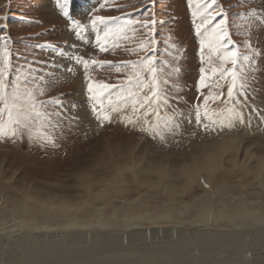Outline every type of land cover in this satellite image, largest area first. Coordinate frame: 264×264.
Returning a JSON list of instances; mask_svg holds the SVG:
<instances>
[{
  "label": "snow or ice",
  "instance_id": "1",
  "mask_svg": "<svg viewBox=\"0 0 264 264\" xmlns=\"http://www.w3.org/2000/svg\"><path fill=\"white\" fill-rule=\"evenodd\" d=\"M55 2L59 14L70 21L75 36L88 44L85 25L70 14V0ZM245 2L241 0L226 8L220 0H187L199 40L201 64L198 100L188 133L193 138L200 134L218 139L243 129L264 130V111L249 103L260 71L258 60L264 59V53L253 46L250 37L254 22L264 26V8L237 14L234 20L229 9L243 7ZM248 2L264 4V0ZM154 5L155 0H133L131 4L102 0L99 8L92 10L89 25L95 33L98 53L115 55L122 50L136 59L114 62L97 56L85 58L77 52L69 60L83 69L86 104L97 134L119 125L166 146L169 137L185 134L182 126L176 124L174 109V104L180 102L175 95L180 85L174 78L180 73L176 65L181 49L170 43L171 36H165L163 55L160 54ZM101 9L115 10L120 15H97ZM5 19L0 17V145L59 149L66 135L82 124V118L72 112L79 106L66 104L62 94L48 96L58 80L52 71L57 67L55 59H38L35 53L25 56L14 49ZM233 28L237 31L233 32ZM241 28L245 30L240 31ZM234 35L243 36V43L237 44ZM31 47L56 48L51 44ZM55 55L62 58L65 51L57 49ZM61 67L68 73L74 70ZM105 69L115 73V82L94 75L96 70ZM253 118L258 123H253ZM92 130L89 124L83 135L86 137ZM201 183L211 190V185L203 180Z\"/></svg>",
  "mask_w": 264,
  "mask_h": 264
},
{
  "label": "bare ground",
  "instance_id": "2",
  "mask_svg": "<svg viewBox=\"0 0 264 264\" xmlns=\"http://www.w3.org/2000/svg\"><path fill=\"white\" fill-rule=\"evenodd\" d=\"M92 4V0H72L73 13H86ZM73 45L64 49V57H58L57 73L65 71L61 66L68 67L69 57L85 43L74 39ZM253 138L263 140L264 131L243 129L223 135L201 156L174 169L139 160L137 145L111 158L114 164H107L109 174L103 180L96 182L85 173L81 178L84 195L77 201L15 192L10 204L0 207L13 210V221L0 220V264H240L248 262L247 254L257 258L247 250L264 249V153L253 149H264L260 144L264 142L257 140L258 145L245 150V141ZM201 180H207L211 190L204 192ZM109 195L127 202L133 211L143 210L141 215L134 218L123 210L118 217L116 211L100 216L97 200ZM85 211L88 214H80ZM83 215L89 216L80 218ZM168 218L174 225L158 229L178 238L176 242L161 241L156 230L142 231L144 225L153 228L151 223L163 224ZM57 219L63 223L54 224ZM80 220L88 221L81 224ZM112 225L124 234L100 232L101 227ZM87 236L92 239L89 245L82 243ZM189 252L198 255L183 259Z\"/></svg>",
  "mask_w": 264,
  "mask_h": 264
},
{
  "label": "rangeland",
  "instance_id": "3",
  "mask_svg": "<svg viewBox=\"0 0 264 264\" xmlns=\"http://www.w3.org/2000/svg\"><path fill=\"white\" fill-rule=\"evenodd\" d=\"M92 2L91 8L86 13L75 14L73 13L72 0H70L69 11L71 16L85 25L86 31L84 35L93 38L92 41L89 40V43L83 46L81 51H77L78 54L81 53L80 55L85 56V58L97 56L100 59H108L114 62L125 59H136V57H131L122 50H117L115 55L98 53V50L94 46L95 35L90 29L89 20L92 10L99 8L102 0H92ZM122 2L131 4L133 0H122ZM240 2L241 0H220V3L226 8H229V5H237ZM253 8L260 10L264 8V4L251 3L246 0L243 7L230 8L229 15L235 20L237 14L248 13ZM0 9H3L0 11V17L6 18L4 22L7 24V31L12 37L13 47L22 55L26 56L35 53L38 59L54 58L56 64H61L55 55L56 50L61 48L63 50L66 48L73 49L74 39L76 41L79 40L70 27V21L59 14L55 0H0ZM153 10L155 18L158 21L156 28L160 54L163 55L165 47L163 38L165 36H171L170 43L175 44L177 48L181 49L180 60L176 65L180 68V73L178 74V78H174L180 85V91L175 93L179 97L180 102L174 104V109L176 124L177 126H182L185 134L174 138L169 137L166 146L154 144L146 137L138 133L129 132L119 125L109 127L106 130H100L99 134H97L95 124L90 120L86 104L83 69L80 66H74L72 62L68 66L74 67L72 73L66 71L57 73L56 67L52 71L58 77V80L50 87L48 96L56 97L62 94L66 104L78 105L79 108L72 109V112L82 118V124L79 129H74L72 133L66 135V139L62 142V146L59 149L49 148L44 150L26 144L17 146L0 145V207L9 205L8 200L11 199L10 196L16 193L42 198L59 197L77 201L84 195V190L81 187V178L86 175L85 173H90V176L96 182L103 180L109 174L107 172V164H114L111 160L118 158L119 155L126 154L127 151L137 145L139 146V153L136 158L139 160L145 159L148 163L159 164L161 166L166 165L174 169L180 168L184 162L187 163L194 156H201L202 151L214 144L217 139L215 137L210 138L198 134L193 138L188 135L191 131L190 121L193 106L198 100L197 83L201 64L199 61V40L195 35L191 11L187 7V0H155ZM96 14L105 16L120 15L119 12L108 9H101ZM235 22L244 23L238 20ZM244 30L243 28L240 29V31ZM232 31L236 32L237 29L233 28ZM233 39L237 44H242L245 38L240 35H234ZM250 39L253 46L264 53V26H261L259 22H254ZM35 44H51L56 46V48L34 49L31 45ZM70 44L72 45L70 46ZM64 62L62 61V64ZM258 64L260 71L257 74V83L253 85L254 91L250 93L251 99L249 103L253 108H259L264 111V59H259ZM81 70L82 72H80ZM94 75L98 79H106L108 82H115L116 78L115 73L107 69L96 70ZM80 102L81 104L79 105ZM245 111L247 112L248 109H245ZM253 121L257 120L253 118ZM89 124H91L93 130L89 131L85 137L83 132L88 130ZM247 130L251 131V129ZM177 140L179 141L178 143L176 142ZM257 140L264 142V139L260 140L259 138L248 139L244 143L245 150L252 144L258 145ZM260 144L261 146L264 145V143ZM253 150L259 155L264 153V149H259V147ZM224 167L229 166L224 164ZM101 183L99 182L96 185L100 187ZM236 183L231 182V184ZM203 191L205 192V187ZM197 192L201 195L204 194L200 188H198ZM134 195L136 196V194ZM121 200H117L112 195L98 199L97 208L101 210L100 216L107 217L116 211L118 217L119 214H123V210L126 211L127 216L134 218L141 215L139 212L143 210L138 209L137 211H133L127 205V202ZM160 200L158 199V201ZM0 212L5 213V217L3 213H0V220L9 222L13 210H3V208H0ZM165 212L169 211L165 210ZM82 213H86V211L80 214ZM159 213L154 212V214ZM87 216L89 215H83L80 218L85 219ZM92 218L90 217L89 220ZM11 221L13 220L11 219ZM86 221L88 220H80L79 222L83 224ZM62 223L63 220L61 219H57L54 222L57 225H61ZM172 225H174L173 220L169 219L163 224L151 223L153 228L144 225L142 231H145V228L156 230L159 235H162L158 237L161 241L176 242L178 238L167 235L168 233L166 232H159L158 229ZM108 228L101 227L100 232L109 234L110 236H122L124 234V230H120L116 226ZM189 229H192V231L196 230V228ZM88 230L93 231L91 229ZM138 230L141 231L139 228ZM9 236L11 237L12 235ZM90 236H87V239L85 238L82 243L89 245L90 240H92ZM87 245L82 244L84 247ZM67 248L69 250L71 246H67ZM247 251H249L250 255L254 252L257 255L258 261L254 260L257 258L252 253V258L247 254L246 259L248 260L246 261L248 262L240 264H261V262L264 264V249L251 248V250ZM236 252L238 255L241 254L238 251ZM196 255L198 254L189 252L183 259L189 260Z\"/></svg>",
  "mask_w": 264,
  "mask_h": 264
}]
</instances>
